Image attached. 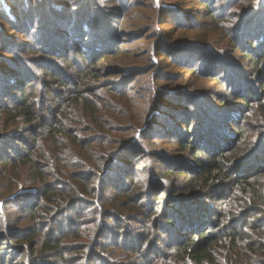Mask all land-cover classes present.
Wrapping results in <instances>:
<instances>
[{
    "label": "trees",
    "instance_id": "obj_1",
    "mask_svg": "<svg viewBox=\"0 0 264 264\" xmlns=\"http://www.w3.org/2000/svg\"><path fill=\"white\" fill-rule=\"evenodd\" d=\"M198 1H0V264H264V0Z\"/></svg>",
    "mask_w": 264,
    "mask_h": 264
},
{
    "label": "rangeland",
    "instance_id": "obj_2",
    "mask_svg": "<svg viewBox=\"0 0 264 264\" xmlns=\"http://www.w3.org/2000/svg\"><path fill=\"white\" fill-rule=\"evenodd\" d=\"M1 1V0H0ZM168 1H176V0H168ZM190 5H192V6H194V7H203L202 6V4L198 1V0H192V2H190ZM195 12V11H194ZM167 26V25H166ZM127 28H129V27H127ZM189 33H192V32H189ZM199 34H201V33H203L202 31H200V32H198ZM108 60H105V63L107 62ZM111 61H112V59H111ZM245 63H247V61H245ZM243 65V69H242V71H241V73H244L245 71L246 72H249L250 70H249V67L246 65V64H242ZM188 72V71H187ZM185 73V75H186V77H191L190 75H192L191 74V72L189 73ZM245 77V76H244ZM247 78V77H246ZM212 83H214L213 81H211V80H207L206 81V83H203L202 85H200L199 86V88H198V90L201 92V93H204V94H207V96L209 97V101H221V100H223V98H221V97H218L217 95H218V92H222V93H224V92H226L227 91V88H226V86H222V87H215V85L214 84H212ZM134 87H137V85L135 84V85H133ZM29 87L26 89L27 91H29ZM259 90V88L258 87H256L254 90H253V92H257ZM48 93V92H47ZM250 93V92H249ZM32 96H33V99H35V100H37V101H44V100H46V98H44V97H42L41 96V94H40V91L39 90H36V89H33L32 90ZM252 99V98H251ZM236 100V97L234 96L233 97V101H235ZM227 101H232V99H228ZM222 126H226L227 127V124L226 125H222ZM249 131H251V130H248V134L250 135L252 132H249ZM145 164H146V161H145ZM144 164V165H145ZM260 167V166H259ZM214 204H216V203H214ZM241 228H243V227H241ZM240 228V229H241Z\"/></svg>",
    "mask_w": 264,
    "mask_h": 264
}]
</instances>
